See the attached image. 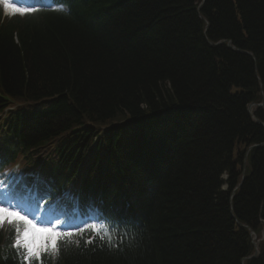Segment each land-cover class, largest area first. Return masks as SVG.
I'll list each match as a JSON object with an SVG mask.
<instances>
[{
    "label": "trees",
    "instance_id": "trees-1",
    "mask_svg": "<svg viewBox=\"0 0 264 264\" xmlns=\"http://www.w3.org/2000/svg\"><path fill=\"white\" fill-rule=\"evenodd\" d=\"M60 1L0 13L2 141L130 229L32 264H264V0Z\"/></svg>",
    "mask_w": 264,
    "mask_h": 264
},
{
    "label": "snow or ice",
    "instance_id": "snow-or-ice-1",
    "mask_svg": "<svg viewBox=\"0 0 264 264\" xmlns=\"http://www.w3.org/2000/svg\"><path fill=\"white\" fill-rule=\"evenodd\" d=\"M0 4L13 13L27 14L33 11L30 8L15 7L9 0H0ZM67 11V9H61ZM23 175L8 176L0 175V227L5 224L14 227L16 237L13 247L22 249V264H32L40 261L42 254L59 255V242L63 241L65 247L75 243L77 247L80 240H73L91 229L99 235L101 240L108 237L111 240V233L108 225L102 222L89 223L88 219L62 212L58 216L46 217L44 210L47 202H41V195L37 187L39 181L31 187L23 184ZM23 189V191H21ZM65 199H71L70 194H65ZM79 219L77 224L75 220ZM98 221L96 217H90ZM85 244L92 243L91 240L84 241Z\"/></svg>",
    "mask_w": 264,
    "mask_h": 264
},
{
    "label": "water",
    "instance_id": "water-1",
    "mask_svg": "<svg viewBox=\"0 0 264 264\" xmlns=\"http://www.w3.org/2000/svg\"><path fill=\"white\" fill-rule=\"evenodd\" d=\"M217 43H219V42H217ZM216 43V44H217ZM227 46H229V47H231V48H234L232 45H231V43H230V41H227ZM261 105V104H260ZM250 107V106H249ZM248 107V108H249ZM259 124H261V125H263V123H261V122H258ZM264 126V125H263ZM255 255H253L252 257H254Z\"/></svg>",
    "mask_w": 264,
    "mask_h": 264
},
{
    "label": "bare ground",
    "instance_id": "bare-ground-1",
    "mask_svg": "<svg viewBox=\"0 0 264 264\" xmlns=\"http://www.w3.org/2000/svg\"><path fill=\"white\" fill-rule=\"evenodd\" d=\"M244 53H247V52H244ZM257 80H258L259 84L261 85V82H260V79H259V77H257ZM250 104H252V103H250ZM250 104H249V105H250ZM249 105H248V106H249ZM248 106H247V107H248ZM257 121H259V120L257 119ZM89 245H93V244H92V243H90Z\"/></svg>",
    "mask_w": 264,
    "mask_h": 264
},
{
    "label": "rangeland",
    "instance_id": "rangeland-1",
    "mask_svg": "<svg viewBox=\"0 0 264 264\" xmlns=\"http://www.w3.org/2000/svg\"><path fill=\"white\" fill-rule=\"evenodd\" d=\"M2 18H4V17L2 16ZM253 110H255V106L252 105L251 108H250V111L253 112ZM256 239H257V237H256ZM256 239H255V240H256ZM261 239H262V238H261ZM256 241H257V240H256Z\"/></svg>",
    "mask_w": 264,
    "mask_h": 264
}]
</instances>
